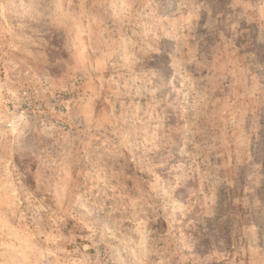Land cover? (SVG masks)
<instances>
[{"label": "rangeland", "instance_id": "374dc122", "mask_svg": "<svg viewBox=\"0 0 264 264\" xmlns=\"http://www.w3.org/2000/svg\"><path fill=\"white\" fill-rule=\"evenodd\" d=\"M0 264H264V0H0Z\"/></svg>", "mask_w": 264, "mask_h": 264}]
</instances>
